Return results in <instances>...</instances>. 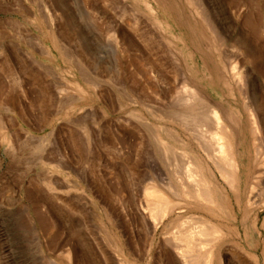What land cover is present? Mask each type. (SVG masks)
<instances>
[{"label":"rangeland","instance_id":"1","mask_svg":"<svg viewBox=\"0 0 264 264\" xmlns=\"http://www.w3.org/2000/svg\"><path fill=\"white\" fill-rule=\"evenodd\" d=\"M212 109L240 166L224 219L179 185ZM149 189L175 203L155 231ZM195 215L220 263L264 264V0H0V264H182L166 240Z\"/></svg>","mask_w":264,"mask_h":264},{"label":"bare ground","instance_id":"2","mask_svg":"<svg viewBox=\"0 0 264 264\" xmlns=\"http://www.w3.org/2000/svg\"><path fill=\"white\" fill-rule=\"evenodd\" d=\"M211 113H212L211 115L212 118L216 122L215 125L217 126V130L209 134L212 141L214 140L215 142L214 145L215 148L214 147H213L214 149L212 148L213 149L212 152L207 151L205 153L207 160L206 162H204V165L195 166V164H191V163L187 164V166L185 167L186 172L184 178L185 180H187L188 184L184 183L185 182L184 181V182H180L179 185L182 188V193L186 199L192 202L194 201L197 204H201L200 207H198L199 209L204 211L216 210L218 213V217L220 219H224L225 217L230 216L231 214L234 215L235 205L233 201H231V192L236 189L235 178L240 172V166L238 163H235L234 157L233 158L229 157V150L233 148V142H230L229 137H228L229 139L227 140L226 139L227 136L226 138L223 136V134H226L225 131H227V129L222 124L220 120L221 117L219 116L218 111L212 109ZM137 114L139 113L136 112V117H138ZM140 118L143 119L142 116H140ZM221 128H223L222 131L224 133H222V131L219 130ZM167 132L172 133L173 136L172 140H169V137L167 136L166 133V136L168 137V141H171V143L173 141L176 144L177 143L186 144L177 132L172 131V129L169 130L167 129ZM191 138L193 140L192 136ZM165 143H167V140ZM173 144L174 143H172V145ZM227 166L229 167L231 166L232 169L231 168L230 169L232 172L227 170ZM217 175H219L221 179V183H219L218 185L212 181L215 179ZM160 191L154 189L150 190L149 192L147 191L148 192L147 195L149 198L148 199L149 201L147 200L148 201L147 208L149 211H145V212L148 213L149 217L153 221L152 223L153 231H155L160 225H162L164 219L175 209V203H173L172 200L167 198L165 196L166 194L162 193L163 191L161 192ZM246 202L251 203V198L248 197ZM204 215H202V217L195 215L198 217V220H200L199 222H201V224L195 225L193 230L189 229V231H187L188 230L187 229L186 231H184L185 230L184 229L181 232L177 231V233L176 232L170 233L169 238L166 240L167 242H169L173 251H175L176 260L181 262L182 264H196L198 260L200 261V264H214L215 259H218L219 264H222L220 263V259L221 257H223V254H217V255L214 254L212 247L219 239L223 238L224 236L223 230L221 229V226L218 222H213L211 221V219L207 218ZM254 224L256 225V220ZM106 233L107 232H105V234ZM164 244L166 243L164 242ZM195 248L203 249L202 251L203 253L194 254L193 252Z\"/></svg>","mask_w":264,"mask_h":264}]
</instances>
